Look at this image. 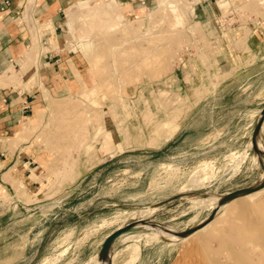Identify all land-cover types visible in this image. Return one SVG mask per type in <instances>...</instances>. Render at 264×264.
Wrapping results in <instances>:
<instances>
[{
	"label": "rangeland",
	"instance_id": "obj_1",
	"mask_svg": "<svg viewBox=\"0 0 264 264\" xmlns=\"http://www.w3.org/2000/svg\"><path fill=\"white\" fill-rule=\"evenodd\" d=\"M220 1L226 4H216L211 23H201L195 11L181 16L187 0H158L127 16L131 28L118 20L115 0H79L73 6L81 14L69 28L75 44L70 47L80 61L75 87L65 96L43 87V105L9 140L13 154L22 150L28 175L13 177V189L0 192V264H106L100 250L108 236L138 222L140 210L153 208L148 219L164 230L183 235L200 228L179 239L155 228L124 233L112 245L111 264H264V187L239 196L221 216V205L199 208L190 200L254 186L264 174V158L249 135L258 120L246 113L258 92L264 108V87L254 88L253 97L224 99L236 111L219 102L212 103L215 112L212 104L194 106L234 73L223 76L221 70L228 59L230 66L239 64L241 57L231 56L235 45L247 47L245 17L264 15V0ZM63 32L61 38L69 33ZM83 42L91 44L85 49ZM37 52L27 53L33 69ZM186 114L189 134L182 145L161 148ZM165 120L172 132L157 130ZM212 122L220 136L209 147L192 148ZM180 146L192 149L180 156ZM204 164L207 176L200 181ZM214 210L216 223L201 228ZM141 231L159 237L142 239L144 259H124V238Z\"/></svg>",
	"mask_w": 264,
	"mask_h": 264
},
{
	"label": "crops",
	"instance_id": "obj_2",
	"mask_svg": "<svg viewBox=\"0 0 264 264\" xmlns=\"http://www.w3.org/2000/svg\"><path fill=\"white\" fill-rule=\"evenodd\" d=\"M78 1L0 0V76L10 72L12 68L16 70L17 67L20 68L27 53L36 48L38 50V65L35 69L31 70L18 83L11 86L0 84V192L13 189V177L24 179L28 175L27 165H25L27 162L21 156L22 150L18 149L13 154L9 140L13 133H17L19 127L25 124L43 105V87L57 96L69 95L72 91L71 88L74 89L75 87L74 67L80 68L79 53L70 47L75 45L73 44L74 36L70 34L71 31L66 24L68 9ZM219 1L187 0V3H181L180 14L185 19L195 11L196 18L201 23H211L213 16H216V4L219 5L220 3L221 6L226 4V2ZM115 2L121 12L128 13L131 10L154 7L158 0H115ZM198 2H201V5L197 4L198 8L194 7V4ZM256 17V15L250 18L245 17L249 29L247 47L240 50L234 44V53L231 56L241 57L239 64L230 66L231 61L228 59L227 62L230 65L226 67L227 69L221 70L223 76L229 72L234 73L224 79L208 96L201 98L202 100L194 101V103L196 102L195 108L199 109L219 102V106L223 105L227 110L235 109L236 106L233 103H224V99L239 93L251 97L254 88L264 87V15L261 13L258 20ZM65 30H68L69 33L61 38L60 36L64 35L63 31ZM217 36L220 34L218 33ZM34 43L37 45L35 46ZM35 74L36 79L33 86L26 88L30 76ZM230 77L232 79H229ZM259 94L262 93L255 94V99L251 100L246 110V113L251 114V117L256 116L255 122H257L263 109V106H258L261 102L256 99ZM215 106L212 107L214 112ZM188 114L181 119L179 130L161 148L168 150L169 146L176 143L182 145V138L189 134L185 126L189 118ZM254 129L255 127L249 132L250 136H253ZM224 131L222 130V132ZM216 136L219 137L220 133L216 123L212 122L210 127L196 140L192 148L204 149L209 147ZM259 139L264 143V129H261ZM192 148L180 146V156L183 153L188 154L187 151ZM173 155L174 157L177 156ZM102 163L99 162L96 168ZM140 245L141 252L138 259H144L145 245ZM165 246L166 244L162 245L163 248ZM124 259L130 261V254L126 255ZM139 262L137 261L136 264Z\"/></svg>",
	"mask_w": 264,
	"mask_h": 264
},
{
	"label": "bare ground",
	"instance_id": "obj_3",
	"mask_svg": "<svg viewBox=\"0 0 264 264\" xmlns=\"http://www.w3.org/2000/svg\"><path fill=\"white\" fill-rule=\"evenodd\" d=\"M243 6V5H242ZM123 9V8H122ZM131 10V9H130ZM125 11V10H124ZM134 12L135 10H131L130 12L126 13V12H119L118 16V20H121V19H125L129 22L128 24V28H131V21L128 20V17L129 15H134ZM132 13V14H131ZM177 13H179L177 11ZM81 15L80 14V8L78 7H71L68 11H67V27L68 28H71L74 23L76 22L75 18L77 16ZM136 15V14H135ZM199 25V24H198ZM142 28V27H141ZM145 31H146V28H145ZM148 32V31H147ZM133 37V36H132ZM90 42H83L82 45H83V48H87L90 46ZM33 61V58L30 54L27 55V58L24 60L23 63H21V66L19 69H13L8 72V73H5L3 75L0 76V84H4V83H11L13 81H21L22 78H24L31 70H33L32 66H31V63ZM17 77H20V78H16L14 76ZM36 79V74L35 75H32L30 76L29 78V81L27 83V87L26 88H31L33 86V82L35 81ZM134 85V84H133ZM137 86V85H135ZM40 120V119H39ZM29 125V124H28ZM171 125V122H169L168 120H165V121H162V123H160L159 126H156L157 127V130H160V131H163V129H167L169 131L170 128L169 126ZM25 126V124H24ZM264 126V125H263ZM30 127V126H29ZM169 128V129H168ZM29 129V128H28ZM153 132V131H152ZM155 132V131H154ZM165 132V130H164ZM172 132V131H171ZM159 134V132H157ZM163 133V132H162ZM173 133H170V135L168 134V136L164 137V139H162V142L161 143H164L166 141H168L172 136H173ZM160 135V134H159ZM90 138V137H89ZM154 138H152L153 140ZM157 139V138H156ZM155 140V139H154ZM156 141V140H155ZM211 167V165H210ZM207 169L208 167L204 164L201 169H199V174H198V179L201 181L203 178H205L207 176ZM262 180H264V174L262 175ZM196 179V178H195ZM204 180V179H203ZM197 181V179H196ZM195 181V182H196ZM206 181V180H205ZM199 183V182H198ZM200 184V183H199ZM203 184V183H202ZM198 185V184H197ZM200 186V185H198ZM255 192H252V193H249V195H252L254 194ZM192 198V197H191ZM225 198V196H222V195H210L208 197H193V199H190L191 201L193 200L195 202V205L199 208H209V207H222V210L224 209H227L229 207V205L235 203V201H237L240 197H237L235 199H232V200H223ZM219 203V204H218ZM219 205V206H217ZM155 209H142L139 211V214L141 215V219L138 220V222H134L133 224H135L136 227H138V229L140 228H155V229H158V232H159V235L160 234H163L165 235L166 237L167 236H174L175 239L178 238L179 235L181 234H177L174 229L172 227H168L166 226V229L164 230L163 226L161 224H157L155 222H153L151 219H148L149 218V215L154 211ZM223 211H219L220 212V215H223L221 213L224 212ZM219 214V213H218ZM217 217V216H216ZM225 217V216H224ZM219 219V217H218ZM216 223V219L210 221V222H207L205 225H203L201 228H209L211 226H213L212 224L213 223ZM236 222V221H235ZM216 225V224H215ZM198 226V225H197ZM196 227V226H194ZM139 229V230H140ZM164 231V232H163ZM236 232V231H235ZM218 233V232H217ZM264 233V232H263ZM262 233H260L261 235ZM181 236H184V235H181ZM220 236V235H219ZM158 234L156 232H147V231H141V232H133V233H130L129 235H127V237L124 238V240H128L129 243L126 247H124L126 249V251L128 250L129 251V254L131 256V258H135L137 259V257L140 256V252H141V241L142 239H145L147 241H150L151 242V239H156L158 238ZM164 237V236H163ZM165 237V238H166ZM263 237V236H262ZM162 239V238H161ZM179 239V238H178ZM262 239V238H261ZM264 239V238H263ZM158 240V239H157ZM106 256H107V262L106 264H109V262L111 263V257H112V253H111V249L109 252L106 253ZM134 260V259H133ZM253 261V260H252ZM263 262V261H262ZM255 263V262H254Z\"/></svg>",
	"mask_w": 264,
	"mask_h": 264
},
{
	"label": "water",
	"instance_id": "obj_4",
	"mask_svg": "<svg viewBox=\"0 0 264 264\" xmlns=\"http://www.w3.org/2000/svg\"><path fill=\"white\" fill-rule=\"evenodd\" d=\"M264 123V108L262 109V112L260 114V117L258 119L257 125L255 126L254 129V133H253V147L255 149V152L259 155V157H261L262 159L264 158V147L262 145V143H260L259 145V136H260V131H261V127ZM263 163V161H262ZM264 187V180L258 182L256 185L248 187V188H244V189H240L237 190L235 192L232 193H228L225 195V198L223 200H232L235 199L239 196H243L255 191H258L260 189H262ZM217 214V212L214 210L213 213L205 219V223L210 222L213 220V218L215 217V215ZM203 226V225H202ZM200 228V225L196 226V227H191L189 230L187 231H182V234L184 235L183 237H187L188 235H190L191 233L195 232L196 230H198ZM138 227L135 226V224L133 223H129L127 226L125 227H121L119 229H116L115 231H113L108 238L106 239V241L104 242L100 253H107L110 251V249L112 248V245L114 243V241L122 234L127 233V232H131V231H135L137 230ZM109 264H111L109 262Z\"/></svg>",
	"mask_w": 264,
	"mask_h": 264
},
{
	"label": "built area",
	"instance_id": "obj_5",
	"mask_svg": "<svg viewBox=\"0 0 264 264\" xmlns=\"http://www.w3.org/2000/svg\"><path fill=\"white\" fill-rule=\"evenodd\" d=\"M217 22L219 23V21L217 20Z\"/></svg>",
	"mask_w": 264,
	"mask_h": 264
}]
</instances>
